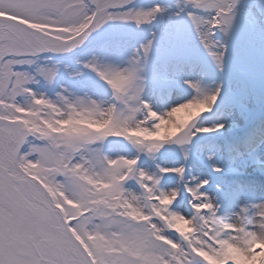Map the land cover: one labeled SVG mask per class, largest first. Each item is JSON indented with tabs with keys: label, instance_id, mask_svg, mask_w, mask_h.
Masks as SVG:
<instances>
[{
	"label": "snow or ice",
	"instance_id": "1",
	"mask_svg": "<svg viewBox=\"0 0 264 264\" xmlns=\"http://www.w3.org/2000/svg\"><path fill=\"white\" fill-rule=\"evenodd\" d=\"M257 37L264 0H0V264H264Z\"/></svg>",
	"mask_w": 264,
	"mask_h": 264
},
{
	"label": "rangeland",
	"instance_id": "2",
	"mask_svg": "<svg viewBox=\"0 0 264 264\" xmlns=\"http://www.w3.org/2000/svg\"><path fill=\"white\" fill-rule=\"evenodd\" d=\"M240 68L245 72L244 76L240 74ZM230 78L235 79L242 88L244 94L249 99V107L253 111V118L245 123L244 120L236 117L242 125L241 134L249 131L256 123L264 120V115L261 114L260 107L264 105V51L261 50L259 38L257 37L256 45L248 57L245 64L238 66L236 69L230 65ZM260 153H264V146L259 149ZM264 179V175H260Z\"/></svg>",
	"mask_w": 264,
	"mask_h": 264
},
{
	"label": "bare ground",
	"instance_id": "3",
	"mask_svg": "<svg viewBox=\"0 0 264 264\" xmlns=\"http://www.w3.org/2000/svg\"><path fill=\"white\" fill-rule=\"evenodd\" d=\"M260 123H261V122H259V123L257 122L256 125H257V124H260ZM260 155H261L262 158H264V153H260ZM260 175H263V174H262V172H260L259 170L255 171V172L253 173V176L255 177V179H256L257 181L264 182V179H259V178H261Z\"/></svg>",
	"mask_w": 264,
	"mask_h": 264
}]
</instances>
